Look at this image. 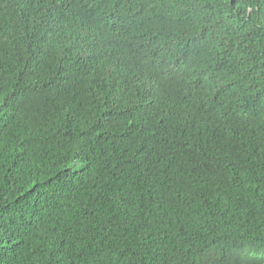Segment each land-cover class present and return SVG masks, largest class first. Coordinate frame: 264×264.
Wrapping results in <instances>:
<instances>
[{
  "label": "trees",
  "instance_id": "1",
  "mask_svg": "<svg viewBox=\"0 0 264 264\" xmlns=\"http://www.w3.org/2000/svg\"><path fill=\"white\" fill-rule=\"evenodd\" d=\"M0 264H264V0H0Z\"/></svg>",
  "mask_w": 264,
  "mask_h": 264
}]
</instances>
